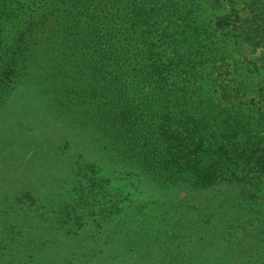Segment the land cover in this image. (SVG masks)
Returning <instances> with one entry per match:
<instances>
[{
    "label": "trees",
    "instance_id": "trees-1",
    "mask_svg": "<svg viewBox=\"0 0 264 264\" xmlns=\"http://www.w3.org/2000/svg\"><path fill=\"white\" fill-rule=\"evenodd\" d=\"M0 113V264H264V0H0Z\"/></svg>",
    "mask_w": 264,
    "mask_h": 264
},
{
    "label": "rangeland",
    "instance_id": "rangeland-1",
    "mask_svg": "<svg viewBox=\"0 0 264 264\" xmlns=\"http://www.w3.org/2000/svg\"><path fill=\"white\" fill-rule=\"evenodd\" d=\"M11 119L12 117L9 114L7 115L5 113H0V137H4L5 141H9V143L13 142L10 145L6 146L8 148L4 147L2 149V153L0 154V159H32V156L35 155L34 152L37 153L39 152V149L41 150L44 149V145L46 147L48 146V142L39 146L37 145L30 146L28 143L29 142L28 139L16 136L23 133L24 130L21 129L20 127L19 128L10 127L9 121H11ZM17 132L19 134H17ZM36 141H38V139ZM32 153L34 154L32 155ZM88 160L95 161L96 163H100L105 159H88Z\"/></svg>",
    "mask_w": 264,
    "mask_h": 264
}]
</instances>
